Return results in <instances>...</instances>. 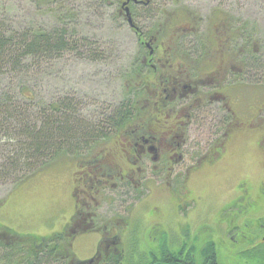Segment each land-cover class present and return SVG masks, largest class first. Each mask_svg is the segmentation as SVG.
Returning <instances> with one entry per match:
<instances>
[{
	"label": "flooded vegetation",
	"instance_id": "af4514ba",
	"mask_svg": "<svg viewBox=\"0 0 264 264\" xmlns=\"http://www.w3.org/2000/svg\"><path fill=\"white\" fill-rule=\"evenodd\" d=\"M149 1L118 0L137 52L111 124L66 158L69 219L53 240L0 228V264H122L139 250L146 264H264V217L248 190L228 189L216 208L226 219L204 225L206 185L219 180L211 173L228 164L238 136L264 148V52L254 30L222 13L212 17L214 32L178 31L168 17L144 27L131 5ZM148 198L155 211L136 222ZM84 248L91 251L80 260L74 252Z\"/></svg>",
	"mask_w": 264,
	"mask_h": 264
},
{
	"label": "rangeland",
	"instance_id": "374dc122",
	"mask_svg": "<svg viewBox=\"0 0 264 264\" xmlns=\"http://www.w3.org/2000/svg\"><path fill=\"white\" fill-rule=\"evenodd\" d=\"M58 2L65 13L58 15L66 16H58L57 21L45 0H0V24L4 30L11 28L16 31L28 30L30 33L38 27L47 29L57 24L58 31L65 30L67 36L76 41L85 38L86 45L91 43V48H88L92 49L94 45L101 58L88 56L79 44L75 52L65 53L53 61L29 58L21 70H13L12 66L0 68V100L24 104L29 108V119L35 120L41 112L39 109L44 110L49 102L58 99V103L64 102L73 109L65 115L78 119L74 121L75 129L95 132L91 138L100 136L97 131L102 132L112 122L108 114H116L125 100L122 79L137 52L136 36L126 19L118 16V0ZM131 12L133 19L144 27L151 28L157 21L165 19L163 17H168L174 18L173 28L178 31L202 30L205 25L204 29L207 27L213 32L212 17L222 13L230 23L235 20L246 30H254L255 43L264 52V0H150L147 6L131 5ZM185 15L186 19L183 17ZM22 89L32 95L31 100L21 95ZM244 140L238 136L237 148H230L228 164L211 173L213 179L219 175L229 178L226 181L219 176V180L206 185V216L208 212L211 213L205 216L209 223L204 224L206 226H214L216 222L226 219V213L216 208L227 198V190L232 187L235 193L245 189L251 192L256 198L255 210L259 209L264 217V148ZM87 146L85 142L73 149L68 148V152L52 158L41 171L17 185L2 182L0 228L13 230L20 235L44 236L58 232L59 211L65 210L66 204L72 202L68 191L65 202L61 203L66 189L64 183L72 175L71 163L66 158H70L74 151L83 153ZM12 147L3 145L8 150ZM149 196L155 197L153 194ZM156 206L153 198L146 199L137 206L133 219L136 222L144 219V214L153 213ZM132 224L130 232L137 228ZM196 231L191 226V232ZM141 233L145 235V232ZM96 243L92 237L94 249ZM84 251L78 249L74 253L83 260L91 249L84 248ZM8 253H11L10 249ZM148 260V254L144 255L139 250L122 264H146ZM43 264L60 263L49 259Z\"/></svg>",
	"mask_w": 264,
	"mask_h": 264
},
{
	"label": "trees",
	"instance_id": "16d2710c",
	"mask_svg": "<svg viewBox=\"0 0 264 264\" xmlns=\"http://www.w3.org/2000/svg\"><path fill=\"white\" fill-rule=\"evenodd\" d=\"M45 1L57 21L58 16H66L58 15L63 12L62 6H58V0ZM27 31H16L11 28L4 30L0 24V68L12 66L13 70H21L29 58L36 61L40 58L44 61H53L65 53L75 52L79 44L81 50L87 52L88 56L101 58L94 45L92 49L91 43L86 45L85 38L76 41L73 37L67 36L65 30L58 31L57 24L47 29L38 27L31 33ZM23 89L21 95L31 100L32 95ZM28 110L27 106L18 101L0 100V184L4 181L12 186L21 183L41 171L52 158L68 152L76 145L78 147L79 144L88 143L90 136L95 134L91 131L85 132L83 128L75 129L74 121L78 119L65 115L73 109L64 102L58 103V99L49 102L44 110L39 109L41 112L35 120L29 119ZM3 145L13 147L8 150L4 149ZM55 238H58L56 233L48 239ZM0 247L6 248L2 243ZM49 259L51 260L48 258L47 261Z\"/></svg>",
	"mask_w": 264,
	"mask_h": 264
},
{
	"label": "crops",
	"instance_id": "0c3cea01",
	"mask_svg": "<svg viewBox=\"0 0 264 264\" xmlns=\"http://www.w3.org/2000/svg\"><path fill=\"white\" fill-rule=\"evenodd\" d=\"M72 173V170L70 171V174ZM71 179H72V176L68 179V181L66 183H64L66 189H65V193L62 197V201L61 203H64L67 196H68V191L70 190V182H71ZM64 209H61L59 211V217H58V232L61 231L62 229V226L66 223V221L69 219L70 217V214L72 213L73 211V202H68L66 204V207H65V210L63 211ZM57 233V232H55ZM53 234V233H52ZM51 234V235H52ZM42 236V235H41ZM45 237H48L50 235H44Z\"/></svg>",
	"mask_w": 264,
	"mask_h": 264
},
{
	"label": "water",
	"instance_id": "95a60500",
	"mask_svg": "<svg viewBox=\"0 0 264 264\" xmlns=\"http://www.w3.org/2000/svg\"><path fill=\"white\" fill-rule=\"evenodd\" d=\"M126 1H128V0H126ZM126 16H127V22H128L132 27H134V25H133V23H132L131 16H130V14H129L128 11H126Z\"/></svg>",
	"mask_w": 264,
	"mask_h": 264
}]
</instances>
